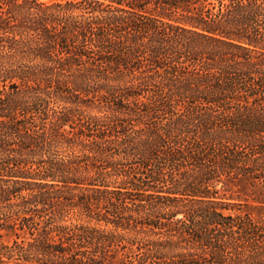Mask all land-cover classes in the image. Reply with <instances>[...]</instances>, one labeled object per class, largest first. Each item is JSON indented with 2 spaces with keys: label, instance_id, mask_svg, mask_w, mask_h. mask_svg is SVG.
I'll list each match as a JSON object with an SVG mask.
<instances>
[{
  "label": "trees",
  "instance_id": "obj_1",
  "mask_svg": "<svg viewBox=\"0 0 264 264\" xmlns=\"http://www.w3.org/2000/svg\"><path fill=\"white\" fill-rule=\"evenodd\" d=\"M0 264H264V0H0Z\"/></svg>",
  "mask_w": 264,
  "mask_h": 264
},
{
  "label": "rangeland",
  "instance_id": "obj_2",
  "mask_svg": "<svg viewBox=\"0 0 264 264\" xmlns=\"http://www.w3.org/2000/svg\"><path fill=\"white\" fill-rule=\"evenodd\" d=\"M232 192L235 193V194H239V195H244L245 194V191L243 189H239V190L233 189Z\"/></svg>",
  "mask_w": 264,
  "mask_h": 264
}]
</instances>
